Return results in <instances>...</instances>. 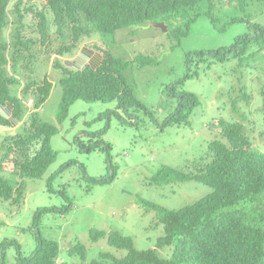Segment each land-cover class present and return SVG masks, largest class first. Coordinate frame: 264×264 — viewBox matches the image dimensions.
I'll list each match as a JSON object with an SVG mask.
<instances>
[{"label": "trees", "instance_id": "16d2710c", "mask_svg": "<svg viewBox=\"0 0 264 264\" xmlns=\"http://www.w3.org/2000/svg\"><path fill=\"white\" fill-rule=\"evenodd\" d=\"M235 1L244 9L249 3L261 0ZM216 2L0 0V134L16 129L19 124L22 128L14 135H6L0 142V171H9L22 178L13 186L0 175V202H23L26 187L22 181L41 178L57 158L51 144L58 133L57 127L41 121L37 111L26 113L24 106L27 95L32 92L35 99L31 105L38 110L49 99L53 84L47 76L42 82L30 79L29 84L23 87L22 95L14 94V89L22 86L17 78L22 60H27V67H30L32 58L42 53V47L46 48L43 54L48 60L51 55L48 53L54 52V67L60 69V58L76 56L85 39L101 35L107 42L96 47L88 46L90 51L84 52L79 59L62 60L66 68L60 80L63 96L57 120L63 123L70 107L78 100L115 102L116 110L129 115L134 111L132 118L142 111L149 114L127 82L125 71L134 62L139 68H145L159 64V61L144 54L137 55L134 60L114 56L111 48L116 44V33L135 31L147 23H164L168 37L180 43L199 15H208L214 24L219 21ZM182 16L186 21L180 24L178 19ZM256 27L259 35H240L229 47L189 52L185 57L187 71L180 83L194 77L198 73L195 69L203 62L211 68L225 59L242 60L254 54L250 52L253 42L262 38L258 43L264 45V28ZM57 40L60 44L55 47ZM93 52L99 59L90 61L89 53ZM177 83L167 88L170 91L167 95L176 99L177 105L163 122V128L181 120L190 124L194 110L201 104L197 94L176 89ZM247 98L246 92L233 98V111L237 112L238 103ZM30 101L26 106L29 107ZM262 107L264 112V93ZM218 126L221 139L211 141L204 155L187 168L165 165L152 177V183L157 186L197 181L212 189L205 197L180 209L144 202L145 210L154 211L158 224L164 229L155 248L139 250L131 236L119 231L92 230L90 239L93 243L106 239L111 247L125 250L126 255L115 257L104 252L99 259L87 263L86 246L76 243L67 249L70 259L78 257L84 264H264V151L254 146L243 121L222 120ZM104 130H108V126ZM259 135L264 139V130ZM107 158L109 160V156ZM115 178L114 171L113 176L101 182L109 183ZM50 210L51 207L39 208L34 225L38 226L44 213ZM36 237V249L28 257L20 256L17 264H59V260L64 258L60 255L59 242L43 238L39 231ZM8 243L0 242V245L5 248ZM0 264L6 263L0 261Z\"/></svg>", "mask_w": 264, "mask_h": 264}, {"label": "rangeland", "instance_id": "374dc122", "mask_svg": "<svg viewBox=\"0 0 264 264\" xmlns=\"http://www.w3.org/2000/svg\"><path fill=\"white\" fill-rule=\"evenodd\" d=\"M216 3L219 21L214 24L208 15H199L180 43L168 37L167 29L153 23L116 33V44L111 48L114 56L134 60L144 54L159 61L145 68L134 62L125 71L136 97L149 110V114H137L138 118L131 117L134 111L129 115L116 110L115 102L78 100L60 123L57 113L63 96L60 80L66 68L64 60L74 55L64 56V62L60 58V69L54 67V52L48 53V60L43 54L46 48L42 47V53L30 59V67L27 60H22L17 73L22 86L15 88L14 94L22 95L30 79L42 82L47 76L53 84L49 99L38 110L31 103L26 106V102L35 99L32 92L24 106L26 113L37 111L41 121L57 127L58 133L51 142L57 158L41 178L22 181L26 187L23 202H0V242L9 241L5 248L0 245V261L17 264L20 256H30L38 244V231L43 238L59 242L60 255L64 257L59 264L85 263L78 257L70 259L67 254V249L76 243L86 246L87 263L99 259L104 252L115 257L126 255L125 250L111 247L106 239L93 243L92 230L119 231L131 236L139 250L155 248L164 229L158 224L156 213L145 210V201L180 209L212 192L197 181L157 186L152 177L160 168H187L204 155L211 141L221 139L218 125L222 120L243 121L254 146L264 151V139L259 135L264 130V45L258 43L262 38L252 43L250 52L254 54L246 59H225L211 68L203 62L198 69L194 66L198 71L194 77L180 83L187 71L185 57L189 52L229 47L240 35H259L257 25L264 28V0L249 3L244 9L235 0ZM185 19L182 16L178 22L182 24ZM59 40L54 42L55 47ZM85 40L80 47L107 42L101 35ZM175 82H179L176 89L197 94L201 104L194 110L190 124L181 120L163 128V122L177 105V100L167 95V88ZM243 92L249 98L241 100L234 112L231 101ZM107 126L108 130L102 131ZM21 130L19 126L1 133L0 142L6 135ZM114 171L113 181L101 182L113 176ZM0 175L13 186L22 180L9 171H0ZM43 207L51 210L35 226L36 212Z\"/></svg>", "mask_w": 264, "mask_h": 264}, {"label": "crops", "instance_id": "0c3cea01", "mask_svg": "<svg viewBox=\"0 0 264 264\" xmlns=\"http://www.w3.org/2000/svg\"><path fill=\"white\" fill-rule=\"evenodd\" d=\"M87 51H90L89 50V47H88V45H84V46H82V47H80L77 51H76V56H74V58H71V59H69V58H66V60H69V61H72L73 59L74 60H76V59H79L80 57H82V54H84V52H87ZM89 58H90V61H91V59L93 60V59H99V57H98V55L97 54H95L94 52L93 53H89ZM68 62V61H67ZM68 66H70L68 63H66ZM21 124H19V125H17L16 127L17 128H19V126H20ZM10 130H13V128L12 129H10ZM10 130H7V131H10ZM3 132H5V131H3ZM16 133V132H15ZM15 133H12V134H15Z\"/></svg>", "mask_w": 264, "mask_h": 264}, {"label": "water", "instance_id": "95a60500", "mask_svg": "<svg viewBox=\"0 0 264 264\" xmlns=\"http://www.w3.org/2000/svg\"><path fill=\"white\" fill-rule=\"evenodd\" d=\"M160 27H162V28H165V29H167V27L165 26V24L164 23H159L158 24Z\"/></svg>", "mask_w": 264, "mask_h": 264}, {"label": "built area", "instance_id": "2783aa9c", "mask_svg": "<svg viewBox=\"0 0 264 264\" xmlns=\"http://www.w3.org/2000/svg\"><path fill=\"white\" fill-rule=\"evenodd\" d=\"M30 103H32V101H30Z\"/></svg>", "mask_w": 264, "mask_h": 264}]
</instances>
